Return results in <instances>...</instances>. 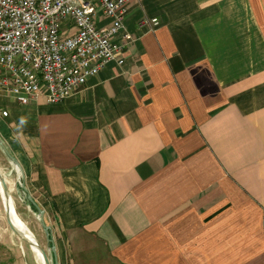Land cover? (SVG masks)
Returning a JSON list of instances; mask_svg holds the SVG:
<instances>
[{
  "label": "crops",
  "instance_id": "obj_1",
  "mask_svg": "<svg viewBox=\"0 0 264 264\" xmlns=\"http://www.w3.org/2000/svg\"><path fill=\"white\" fill-rule=\"evenodd\" d=\"M124 25V64L64 102L0 94L58 263L264 264V0H130Z\"/></svg>",
  "mask_w": 264,
  "mask_h": 264
},
{
  "label": "built area",
  "instance_id": "obj_2",
  "mask_svg": "<svg viewBox=\"0 0 264 264\" xmlns=\"http://www.w3.org/2000/svg\"><path fill=\"white\" fill-rule=\"evenodd\" d=\"M129 9L130 0H0V94L21 105L57 104L109 63L123 65ZM99 13L108 26H98Z\"/></svg>",
  "mask_w": 264,
  "mask_h": 264
},
{
  "label": "rangeland",
  "instance_id": "obj_3",
  "mask_svg": "<svg viewBox=\"0 0 264 264\" xmlns=\"http://www.w3.org/2000/svg\"><path fill=\"white\" fill-rule=\"evenodd\" d=\"M0 170L7 181L8 193L13 201L11 205L13 210L17 213L19 219L26 224L29 231L36 237L41 248L48 255L50 264H54V256L42 226L39 213L30 204L27 198V192L21 186L24 183L21 174L15 170V165L1 148ZM6 215V208L4 207L0 194V264H38L29 244L21 241L14 235L12 226Z\"/></svg>",
  "mask_w": 264,
  "mask_h": 264
},
{
  "label": "bare ground",
  "instance_id": "obj_4",
  "mask_svg": "<svg viewBox=\"0 0 264 264\" xmlns=\"http://www.w3.org/2000/svg\"><path fill=\"white\" fill-rule=\"evenodd\" d=\"M16 170L21 172L19 170V168H17V167H16ZM0 194L2 196V201H3L4 207L6 208V213H7L6 216H8V221H10L12 223L13 228L16 230V232H15L12 228L14 235L17 236L21 241L29 244L30 249L35 254V257H36L38 264H47L44 257H43V254L41 253V250H40L41 246H40L38 240L32 234V232L29 231L26 224L23 221H21V219H19L17 213L13 210V207L11 206L12 202H13L12 198H11L10 194L7 195L3 191V186L1 184V181H0Z\"/></svg>",
  "mask_w": 264,
  "mask_h": 264
},
{
  "label": "water",
  "instance_id": "obj_5",
  "mask_svg": "<svg viewBox=\"0 0 264 264\" xmlns=\"http://www.w3.org/2000/svg\"><path fill=\"white\" fill-rule=\"evenodd\" d=\"M0 147L3 149V151L5 152V154L9 157V159L11 160V162L17 167L19 168V170L21 171V173L23 174V169L21 167V165L19 164V162L9 153V151L7 150L6 146L4 145V143L1 141L0 139ZM0 181H1V184L3 186V191L8 195V191H9V188L7 186V181L5 179V177L3 176L1 170H0ZM22 188L25 190V192H27V188L25 186V184H22L21 185ZM27 198L30 202V204L38 211L39 213V216H40V219H41V222H42V226L44 228V231L47 235V238L49 240V242L51 243V250L55 256V261H54V264H59L58 263V260H57V256H56V250H55V246L53 245V240L51 238V234H50V228L46 225L45 223V220H44V211L39 207V205L35 202V200L32 198V196L30 194L27 193ZM12 228H13V225L12 223L10 222ZM13 230L16 232V230L13 228ZM40 250H41V253L43 254V257L46 261L47 264H50V260L47 256V254L45 253V251L40 247Z\"/></svg>",
  "mask_w": 264,
  "mask_h": 264
}]
</instances>
